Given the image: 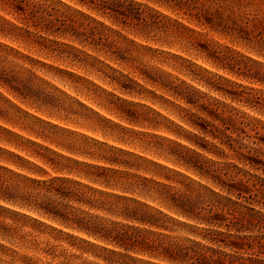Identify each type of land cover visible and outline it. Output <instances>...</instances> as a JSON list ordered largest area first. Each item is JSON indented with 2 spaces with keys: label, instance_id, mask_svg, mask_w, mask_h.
<instances>
[{
  "label": "rangeland",
  "instance_id": "obj_1",
  "mask_svg": "<svg viewBox=\"0 0 264 264\" xmlns=\"http://www.w3.org/2000/svg\"><path fill=\"white\" fill-rule=\"evenodd\" d=\"M174 2L0 0V264H264V6Z\"/></svg>",
  "mask_w": 264,
  "mask_h": 264
},
{
  "label": "trees",
  "instance_id": "obj_2",
  "mask_svg": "<svg viewBox=\"0 0 264 264\" xmlns=\"http://www.w3.org/2000/svg\"><path fill=\"white\" fill-rule=\"evenodd\" d=\"M168 3H175L174 0H167ZM216 5L215 10L210 13H201L199 10H193L192 16L199 20L200 16L204 17L205 24L210 25V27H218L220 30L226 32H235L236 34L243 35L245 37L249 36V32L244 25L241 23H245L247 19L246 11L252 8V6L256 7L261 12V7L264 6V0H208ZM190 15V13H189ZM214 17L216 19V23H212L211 19ZM236 17H239L238 19ZM217 182V187L221 191H226L229 194L234 195L237 199H251L250 189L244 185L241 181L235 182L233 179L229 182H224L219 180ZM243 188L244 190H241ZM244 194L248 196L245 197ZM234 206L237 204L236 202H232ZM264 204V202H263ZM184 217L188 219H192L195 221H199L208 226H215L217 228L224 227L225 229L232 228L236 233L245 232L248 230L247 225H254L256 222H253L250 218L247 219L244 214H240L237 212V208H233L230 212V218H225L218 213L206 214L202 218L198 217L195 214H183ZM240 240H245V237ZM228 247H236V242L230 241L226 244ZM114 254V252H111ZM131 261H134L130 258ZM202 262V259H198V263Z\"/></svg>",
  "mask_w": 264,
  "mask_h": 264
}]
</instances>
